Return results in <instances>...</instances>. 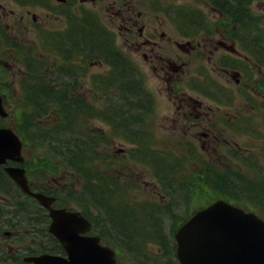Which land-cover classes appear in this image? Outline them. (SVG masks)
<instances>
[{"label": "flooded vegetation", "instance_id": "obj_1", "mask_svg": "<svg viewBox=\"0 0 264 264\" xmlns=\"http://www.w3.org/2000/svg\"><path fill=\"white\" fill-rule=\"evenodd\" d=\"M55 1L54 4L65 6L69 0ZM80 1L94 5L99 0ZM44 2L0 0V50L10 51L9 59L0 54V83L21 80L25 72L23 34L33 32L34 38L28 44L37 49L47 47L46 57L34 54L33 80L59 84L64 79L67 94L75 95L80 90L73 89L68 81L72 76L77 75L81 89V77L90 66L105 65L104 71L110 72L113 67L99 57L88 56L87 19L82 12L85 9L92 13L91 10L78 11L82 17L74 35H71V21L67 20L70 11L61 12V18H65L63 35L56 38L55 30L45 26L34 12ZM43 6L48 14L54 12L49 3ZM174 7L176 16L172 15ZM109 8L110 27L105 28L112 50L109 53L116 55L120 51L137 74L144 76L136 58L116 44V39L121 38L128 52L140 56L151 74L168 86L166 91L171 93L168 98L172 99L174 110L165 120L170 121L175 132L184 133L185 142L195 145L200 135L208 140L207 144H215L217 134L231 120L237 124L240 121V127L247 132L248 128L259 131L254 117L260 112L259 123H263L264 0H111ZM114 23H117L115 27ZM17 60L22 63L19 61V65ZM182 86L197 96L182 91ZM141 88L151 93L144 85ZM230 89L238 103L233 107ZM1 91L3 98L12 96L4 89ZM154 111V107L140 105L128 109V125L141 131L137 137L144 144L152 141L149 115ZM246 115L251 121L246 120ZM53 180L55 183L46 180L38 184L46 192H54V186L61 185L54 177Z\"/></svg>", "mask_w": 264, "mask_h": 264}, {"label": "trees", "instance_id": "obj_2", "mask_svg": "<svg viewBox=\"0 0 264 264\" xmlns=\"http://www.w3.org/2000/svg\"><path fill=\"white\" fill-rule=\"evenodd\" d=\"M88 21L86 38L90 52L107 58L109 62L115 65L116 74L119 78L117 83L118 106L143 105L138 102L140 98L143 99L140 84L133 83L128 78L130 75L124 70L127 63L126 58L117 53V56L113 59L109 53L112 50L105 29L92 20ZM99 33H101V36L98 35ZM31 69H28L27 75L22 78L23 96L19 100V103L28 107V110L24 109L25 111H21L20 114H15V121L12 123L14 130L26 144L41 147L45 160L56 156L66 166L70 167L76 176L78 175L81 178L79 181L80 189L77 190V193L72 190L67 191L71 194L68 198L83 208L82 211L93 220L95 230L100 229L97 225L98 221L103 222V229L112 230L115 237H117L113 242L121 245L127 253H130L133 262L136 264H178L174 255L175 243L173 240V232L177 225L172 226L170 230L165 232L163 216L166 211L160 208L162 206L159 201H152L156 202L152 204L131 203L126 200L123 194L127 189L126 184L120 185L115 177L102 176L97 173L95 165L96 160L99 159V132L93 129L88 121L106 116L90 108L89 104L82 110L76 102H73L74 100L81 102V100L78 97H68L61 86L50 88L49 84L44 81L36 83L32 78ZM130 84H134V88L131 90L129 89ZM2 120L4 119L0 118V125L3 124ZM135 151L142 150L138 148ZM154 154L162 156L156 151L151 152V155ZM142 155L143 152L138 156L142 157ZM33 156L32 160L28 161L27 170L37 175L35 169H40L43 161L37 159V155ZM183 158L184 156L178 158L168 157L170 162L167 158L168 162H166L162 157L151 156L150 165L153 166L157 177L164 170L166 176H171L177 181L180 191L182 188H188L187 194L192 198H198L199 202L204 200L202 195L205 193V189L210 187L226 191V188L230 186L233 189L230 195L233 197H237L239 193H244L245 189L243 190L242 185L231 182L233 180L225 177L224 173L216 171L217 168L213 163H205L209 167L205 169L201 167L199 170H195L196 174L191 178H187L185 175L176 176V173L180 170L183 171V167H180ZM45 171L49 170L45 168ZM11 188L14 189L13 192L10 191ZM255 188L259 192L262 189L260 185H253L250 189ZM0 191L8 193L13 198V211L9 213V216L18 218L20 215L24 220H28V226H30V220H33L32 215L35 210L31 206L32 203L26 202L29 196L20 193L15 184L5 174L2 165H0ZM115 195L122 196L119 201L122 205L121 210H118V206L114 204L113 197ZM192 198L190 200H193ZM149 205L155 207H149ZM90 208L94 211L99 210L100 213L102 211L104 218L100 217L99 219L97 215L92 216ZM37 217L36 227L40 235V237L38 236L37 252L62 253L63 249L60 244L47 231L46 213L39 209ZM172 217H174V214ZM178 220L182 221L183 218ZM107 234L100 231L98 235L105 242L110 235ZM149 242L158 244V253H154L147 248Z\"/></svg>", "mask_w": 264, "mask_h": 264}, {"label": "rangeland", "instance_id": "obj_3", "mask_svg": "<svg viewBox=\"0 0 264 264\" xmlns=\"http://www.w3.org/2000/svg\"><path fill=\"white\" fill-rule=\"evenodd\" d=\"M44 1L45 2L43 3V5H46L49 3V6L53 8V11L55 13L51 12L48 14L47 8L43 5L42 6L39 5L35 7L34 12H36V14L38 15L39 20L40 21L43 20L45 23V26H47L48 28H51L52 30L61 31L63 29V23L65 21V18H61L60 16L61 12L70 11V18L71 20H73V19H78L79 17L78 11L81 8H86L88 10H91L93 14H90V16L93 19H96V21H98L102 26L106 25L107 27H110L108 18H110V12H111V9L109 8V3L111 0H99L94 5L92 3H82L80 0H69L68 4L65 6H58L54 4L56 2L55 0H49V1L44 0ZM173 3H177V2L173 1ZM84 11L87 15H89L85 9ZM170 11H172V8H170ZM172 15L176 16L175 7L172 12ZM116 25L117 23H114L113 27H115ZM33 38H34L33 32L23 34L22 42L23 44H28L32 41ZM116 44L119 45V47H121L122 50L126 52L127 54H129L131 57L136 58L138 62L136 65L144 73V76H142V79L144 81L143 83L145 87L152 93V96L154 99V108L156 111L152 112L149 115V118L151 119L150 123H152L150 130L155 132V136H154L155 141H154L153 147H151V150H158V151L161 149L170 150V151L175 150L172 144L177 143L181 145L183 144L181 140L186 141L187 137L181 131L175 132L171 127L170 121L165 120V117L168 114L169 115L173 114V110H174V104L172 102V99L168 98V95H170L171 93H168L166 91V88H168V86L163 84L157 77L151 74V72L146 67L144 61L142 60L140 56L128 52L121 38L116 39ZM50 50L55 51L56 53L60 55L62 54L56 48L54 49L50 48ZM45 51L46 50L44 49V47H39V49L37 48L33 49V52L39 53L41 55H45L44 57L47 56ZM0 54L6 56L7 59H9L10 57V51L0 50ZM19 61L21 60H17V63L20 65ZM104 69H105V65H103L102 67L92 65L90 66L89 72H96V71L103 72ZM15 71L16 70L14 68V72ZM76 77L77 75L72 76L71 78L74 79ZM81 80H82V85H81L80 91L84 95L85 99L91 100L94 98L93 103L98 105V107H107V106H111L113 104L118 103L115 100L114 95L111 93L114 91L113 90L114 88L112 87L110 83H107L104 86L103 81L100 82L98 79H93L90 84L88 71L85 76L81 77ZM88 85L89 87L90 85L94 87H98V90L96 91V88H93L90 90V88L88 89ZM0 86H3V88L1 89L8 91L12 95L10 98H6L5 100V108L8 111V115L6 119L2 120L4 125L12 126V123H14L15 121L14 113L19 105L18 100H19V97L21 96L20 85L18 81L15 80L14 82H10V83L9 82L0 83ZM103 86L106 89V93L101 92V89L103 88ZM75 89L79 90L78 88H75ZM181 90L189 92L193 96H197L196 93L191 92L190 89L186 90L184 86L181 87ZM91 92H92V95H94V97H91ZM230 95L234 101L231 106L232 107L236 106L235 104H238V103L237 101H235L232 89H230ZM199 97L202 98L201 96ZM262 105L264 107V98L262 99ZM260 117H261L260 112L257 115V117H254L256 119V123L258 124L259 131L250 130L246 132L245 130L238 129V127H234V128H231L230 130H225L223 133L217 134L218 139H228L230 141H233L234 144H237L236 146L235 145L230 146L234 154L237 155L238 151L246 150L247 152H249L248 155H253L252 157L256 159L257 162H255L254 160L250 162L249 161L250 158H249L248 161H249L250 166L243 163V161L241 160L242 157L239 159L240 161H231L229 159H226L225 157H223L221 149L218 148L220 144L218 143H215V145L207 144L208 140H204L202 136L197 135V140L195 141L196 149H192V150L196 151L200 157L199 166L202 165V168L205 169L209 167L208 164H205V163L207 162L213 163V162L220 161L218 164H215V167L217 168L216 171L224 173L225 177H228L231 180H233L231 182L239 184L240 186L242 185L244 188L247 187L244 193H240L245 199L248 200L247 203L245 202L243 203V200L241 196L239 195L237 197H233L230 194H227V193L233 192V189L230 186L226 188V193L221 189H215L212 187L208 189L206 188L205 193L202 195L204 200H207V199L211 200L215 197L223 196L231 201L232 200L236 201L234 203H236L237 205H242V207L246 209H247V206L245 204H249L250 206H253V207L257 206L256 207L257 211H259L260 214L262 213V216H264V203L262 204L256 201L249 200L253 198L257 200L260 196H264V193L259 192L258 189L256 188L253 190L250 189L252 188L253 185L257 186L256 182H260L257 179V177L254 175H258L259 173H264V156H263L264 121L262 124L259 123ZM254 118H252L253 121H254ZM89 122L92 126L97 125L101 128H104L103 134H105V136L103 140L104 142L106 141V145L102 148L109 149L110 152L113 153L114 155L119 152H123V150L131 146L128 142L124 140L113 139L112 132H107L108 126L106 123L101 122V121L98 122V120H91ZM135 128H136V133L141 134V131L138 130L137 127ZM261 134L263 135L260 136ZM201 144L203 145L201 146ZM238 145L242 146V148ZM243 148H246V149H243ZM41 150L42 149L36 147L35 145L34 146L27 145L24 147V152H23L24 156L30 157V158L33 156V154H36L37 159L43 161L40 169H35V172L38 175L43 176V177H48L50 181H52L53 177H55L58 180L62 179L60 177L61 175V176H64V178L60 180V183H64L65 181L69 183L72 182V184L77 183V181H75L78 179L77 176L74 175L72 172L68 171L67 169H65L66 165L62 160L58 159L56 156L49 160H45V158H43ZM186 151L189 152V149H187ZM106 153L107 152L105 150L100 151V157L98 160H96L97 161L96 165L94 164L97 167V173L98 174H108V175L115 176V177L122 176L121 169L116 167L117 164L113 162L114 155L106 156ZM177 153H180V152H177ZM215 157H219V158H215ZM126 160L129 161V159H126ZM222 160L224 161V163L221 162ZM202 162H204V164H202ZM185 166L187 169H190V170L194 169V164L192 163L185 162ZM45 168L51 172L50 173L45 172ZM141 171H142L141 166L138 168L132 167L129 169L127 174L130 180H133L135 182V187H132L129 190H126L125 192H123V194L126 199L127 197H130L131 199L135 200L134 202L149 201V200L156 201L159 199L160 205L166 211V214H164L163 216L165 232L170 230L172 226H176V223L179 221L178 220L179 218H182L183 216L188 214L191 210H194L197 207H199V205H201L199 204L200 202L198 198H194V197L192 198L191 196L187 194L188 188H182L180 191V189H178L177 181L175 179L164 177L163 181L165 182V185L168 187L167 188L168 192L169 193L173 192L174 197H175V202H176V204L173 202V203H170V205H168V202L165 196L160 197V193H159L161 189L158 183L159 184H163V183L156 180L150 172L142 176ZM232 174H236V175H232ZM178 175L188 176L187 174H184V173L179 174V172L176 173V176ZM247 177L250 183H248ZM69 190H72L74 193H77V190L74 189V187L70 188ZM10 191L13 192L14 189L11 188ZM67 191L68 190L66 189L65 192ZM67 195L71 196V194L69 193ZM226 195L230 196L232 199ZM183 197L185 198L184 205L181 204L180 202H177V200L182 201ZM161 198H162V201H161ZM191 198L193 200H190ZM0 199H1V195H0ZM120 199H122V196L120 195H115L113 197L114 204L115 206H118L117 207L118 210L122 209V205L119 203ZM74 203L69 202V206L72 208L78 209V206ZM152 203H156V202H151L147 204H152ZM153 206L154 205H149V207H153ZM190 207H193V208L189 210L188 208ZM12 211H13V208L11 206V203H8L6 199H3V201L0 200V217L2 216L0 218V237H2V240H0L1 241L0 245L3 246L7 252L6 259L3 262H0V264L18 263L13 257L12 258L10 257L11 249L9 247L8 242H11L12 246L21 245L22 247H26L30 245L31 243L32 245L33 244L36 245L37 244L36 240H38L36 238H38V236L40 237V235L37 234L38 233L37 227L35 225H32V227L28 226V220H24L22 217H20V215L18 216V218L10 217L9 213ZM96 211L91 209L92 216L97 215L99 219L100 217L104 218V213L102 211L101 213L99 210H96ZM173 214H174V217H172ZM175 214L181 215V217L176 216ZM138 215L140 216V213ZM34 221L35 220H30L31 224H35ZM17 223H19V225H15L14 227L13 224H17ZM97 225L100 229L96 230L95 233L99 234L100 231L106 235H108L107 233H109L110 235L108 236L109 238L106 240V243L110 245H116L119 251L122 253L121 254L122 256L120 255L119 257L117 256L119 264H136L135 262L132 261L131 259L132 257H130L131 256L130 253H127L126 250H124V248L121 245H118L113 242L117 238L115 237L114 232L112 230L103 229L104 228L103 222L98 221ZM24 226L32 228V230L30 229L26 230ZM4 231H8L9 233L3 234ZM44 240L46 239L44 238ZM147 248L154 253L159 252V247L156 242H149L147 245ZM15 258H18L20 260L19 257H15ZM162 258H165V257H162Z\"/></svg>", "mask_w": 264, "mask_h": 264}, {"label": "water", "instance_id": "obj_4", "mask_svg": "<svg viewBox=\"0 0 264 264\" xmlns=\"http://www.w3.org/2000/svg\"><path fill=\"white\" fill-rule=\"evenodd\" d=\"M0 115L6 111L0 97ZM22 143L7 126H0V164L7 159L21 162ZM21 188L48 208V230L58 239L66 255L41 253L26 258L33 264H116L114 251L96 235H86L89 221L76 211L52 208L53 197L29 189L24 170L4 166ZM180 264H264V222L252 212L216 199L196 210L174 233Z\"/></svg>", "mask_w": 264, "mask_h": 264}, {"label": "bare ground", "instance_id": "obj_5", "mask_svg": "<svg viewBox=\"0 0 264 264\" xmlns=\"http://www.w3.org/2000/svg\"><path fill=\"white\" fill-rule=\"evenodd\" d=\"M89 192L92 193L91 190H89Z\"/></svg>", "mask_w": 264, "mask_h": 264}]
</instances>
